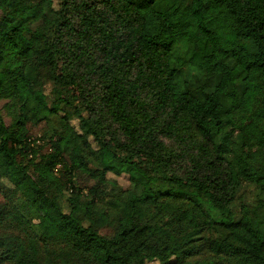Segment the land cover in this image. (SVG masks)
Returning a JSON list of instances; mask_svg holds the SVG:
<instances>
[{
  "label": "trees",
  "instance_id": "trees-1",
  "mask_svg": "<svg viewBox=\"0 0 264 264\" xmlns=\"http://www.w3.org/2000/svg\"><path fill=\"white\" fill-rule=\"evenodd\" d=\"M0 264H264V0H0Z\"/></svg>",
  "mask_w": 264,
  "mask_h": 264
},
{
  "label": "rangeland",
  "instance_id": "rangeland-1",
  "mask_svg": "<svg viewBox=\"0 0 264 264\" xmlns=\"http://www.w3.org/2000/svg\"><path fill=\"white\" fill-rule=\"evenodd\" d=\"M5 121L8 122V119L5 118ZM118 181L123 187H126L128 185V181H127V177L126 176L119 177ZM13 197L14 198H18L19 195L17 193H14ZM196 251H197V247H193V248L189 249L188 251L182 252V253L178 254L177 260L183 261L184 259H186V258L190 257L191 255L195 254Z\"/></svg>",
  "mask_w": 264,
  "mask_h": 264
}]
</instances>
